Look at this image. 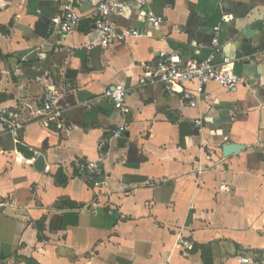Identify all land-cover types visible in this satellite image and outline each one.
Here are the masks:
<instances>
[{
  "label": "crops",
  "instance_id": "obj_1",
  "mask_svg": "<svg viewBox=\"0 0 264 264\" xmlns=\"http://www.w3.org/2000/svg\"><path fill=\"white\" fill-rule=\"evenodd\" d=\"M69 1L80 26L50 31ZM97 2L0 0V97L26 124L14 134L0 123V262L264 264V0H153L158 26L127 0L111 22L142 34L108 47L91 20ZM216 26L219 59L245 79L235 90L211 82L193 108L180 90L140 83L160 51L208 56ZM115 84L129 90L127 115L104 97ZM51 89L64 129L42 121ZM124 122L103 175L82 180ZM227 144L244 149L225 157Z\"/></svg>",
  "mask_w": 264,
  "mask_h": 264
},
{
  "label": "built area",
  "instance_id": "obj_2",
  "mask_svg": "<svg viewBox=\"0 0 264 264\" xmlns=\"http://www.w3.org/2000/svg\"><path fill=\"white\" fill-rule=\"evenodd\" d=\"M127 0H98L93 7L90 15L95 30L99 35L100 43L103 47H108L117 41H123L130 37H138L142 33L138 29L120 30L111 22V15L119 14L126 8ZM140 7V14L145 22L152 26H158L163 21L161 16H157L151 9L153 0H134ZM82 15L76 10L73 1L65 3L61 13L53 19V25L50 31L59 30L63 34H68L78 28L82 22ZM223 21H228L223 17ZM220 28H214V35L211 40V53L204 58H182L176 52L160 51L155 62L146 66V70L140 83L142 85L160 83L167 92L180 90L181 97L190 107H196L203 97L206 87L209 83L215 82L227 90H235L245 79L238 76L234 71V62L224 56L223 46L221 44ZM192 85V87H189ZM128 88L123 84H115L106 89L104 97L110 100L114 108L122 115L129 113L127 105ZM57 92L54 89L48 90L42 101V121L46 127L55 123L57 128L64 129L65 123L62 118V112L55 109ZM0 123H2L11 133L17 134L25 127L21 114L7 106L0 97ZM197 125L201 126L202 121L197 120ZM127 127L124 124L112 129L109 136L102 137L98 143V149L101 153L96 161H88L83 165L80 171V177L87 183H93L100 178L104 169L102 166L104 150L109 140L113 138H122ZM180 244L184 249L192 250L194 245L189 240L180 239ZM244 262L248 260L243 259ZM8 264H16L9 262Z\"/></svg>",
  "mask_w": 264,
  "mask_h": 264
},
{
  "label": "water",
  "instance_id": "obj_3",
  "mask_svg": "<svg viewBox=\"0 0 264 264\" xmlns=\"http://www.w3.org/2000/svg\"><path fill=\"white\" fill-rule=\"evenodd\" d=\"M198 131V130H197ZM196 131V134L198 133ZM244 149V146H241V145H238V144H227L223 147V152H224V155L225 157H228L240 150ZM35 166L36 168L39 170V171H43L44 170V167H45V159L43 156H39L35 162ZM4 259V256H3V253L0 252V260H3ZM0 264H2L0 262Z\"/></svg>",
  "mask_w": 264,
  "mask_h": 264
}]
</instances>
